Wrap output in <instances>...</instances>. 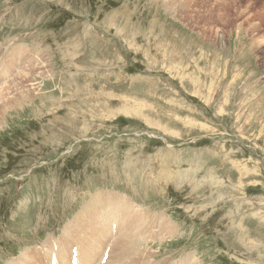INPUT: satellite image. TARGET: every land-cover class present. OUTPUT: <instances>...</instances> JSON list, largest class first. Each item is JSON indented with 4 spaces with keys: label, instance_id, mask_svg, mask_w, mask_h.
<instances>
[{
    "label": "rangeland",
    "instance_id": "1",
    "mask_svg": "<svg viewBox=\"0 0 264 264\" xmlns=\"http://www.w3.org/2000/svg\"><path fill=\"white\" fill-rule=\"evenodd\" d=\"M164 1L0 0V264L98 197L162 221L148 264H264V0Z\"/></svg>",
    "mask_w": 264,
    "mask_h": 264
},
{
    "label": "bare ground",
    "instance_id": "2",
    "mask_svg": "<svg viewBox=\"0 0 264 264\" xmlns=\"http://www.w3.org/2000/svg\"><path fill=\"white\" fill-rule=\"evenodd\" d=\"M222 1L223 0H221V2ZM169 2H170L169 0H165L164 5L167 6V8H169L172 14H175V11L178 9L179 6H168ZM186 4H188V0H185L183 5L181 6L184 7L186 6ZM244 13L246 14V8L243 10L242 14ZM247 20H248V17L246 15L243 21H247ZM216 35L218 38L217 42L222 43L223 42L222 37L218 36L220 34H216ZM252 41H253L255 49H259L260 46L263 44L261 41H258V42L256 40H252ZM19 52H21V50ZM17 54L15 53V56L13 57L11 62H9L8 64L4 66L3 64H1L2 66H0V81L2 83L4 80L3 74H10L17 70V66L15 64L17 62L16 57H18ZM179 62L181 64V61ZM19 63L21 62L19 61ZM28 63H30V66L32 67V69H34L33 68L35 67L34 63L31 60H29ZM11 65L13 66L15 65V68H12L13 66ZM6 69L8 70L7 73H5ZM27 74H29V72L24 73L22 70V72L18 75V78L14 80L13 84H10L7 87L0 88V111L1 112L2 110H7L8 107H13V105L20 102L23 98H26L29 96V92H30L29 88L30 86H32L31 83L33 81L31 80V82H29V78L31 75L29 76ZM31 88L33 89V87ZM31 94L33 93L31 92ZM217 186H220V185H217ZM94 200L97 201V203H95ZM122 203L124 204L127 202L125 199H121L119 197L116 198L115 202L111 200H105L103 197H98L97 200L93 199L91 204L85 207L83 211L81 209L82 212L79 215H77L69 225H66L63 228V233H67V237L61 236L59 247L54 249V245L52 246L51 244L47 242L48 244L47 251H43L45 253L43 255L40 254L41 257L39 259H36L35 256L33 257L34 249L32 248L33 249V250L31 249L32 251L25 250L17 260L12 261L10 264H51L52 258H54L55 264H71V260L73 259H75L76 264H140V263L148 264L146 254L144 255L143 253H140L137 250V248L133 246V244L136 245L137 243L136 239L141 240V243H142L143 240H145V238L150 236V234L154 230L155 231L157 230L156 235L160 236L163 239L165 237V233H164V226L162 224V221L159 220L157 226H155L156 218L154 221H151L150 223H146V220L148 219L147 215L145 216L142 213V211H140L139 213H134L132 211L133 208L129 210V209L124 208L122 205L120 208L119 206ZM145 227H146V230L144 231ZM174 228H176V226ZM107 234L111 236L109 240L111 248L105 250V248L107 247V243H108V241H106L107 243L104 242L107 237ZM144 245H141V246H144ZM30 254H32V257Z\"/></svg>",
    "mask_w": 264,
    "mask_h": 264
}]
</instances>
